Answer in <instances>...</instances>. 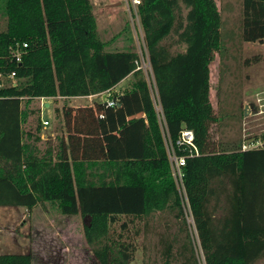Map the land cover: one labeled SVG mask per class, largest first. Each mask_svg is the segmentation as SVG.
Masks as SVG:
<instances>
[{"label":"trees","instance_id":"obj_1","mask_svg":"<svg viewBox=\"0 0 264 264\" xmlns=\"http://www.w3.org/2000/svg\"><path fill=\"white\" fill-rule=\"evenodd\" d=\"M242 3L240 38L262 41L264 0ZM137 14L153 84L139 64L129 22L103 37L92 0H0V73L15 72V82L0 86V205L33 209L49 202L62 214L81 213L101 264H129L136 251L132 240L111 239L114 223L158 211L179 221L178 231L161 238V264H201L187 216L204 264H254L264 257V144L242 149L240 142L211 141L219 117L210 98V64L224 48L218 4L141 0ZM119 37L124 43L114 45ZM173 43L186 49L174 51ZM128 77L113 106L96 100L78 106L76 117L64 106L67 131L54 145L41 149L40 132L25 130L34 98L99 94ZM184 129L193 131L196 149L177 143ZM168 144L186 157L190 214ZM0 264L35 263L31 253L3 252Z\"/></svg>","mask_w":264,"mask_h":264},{"label":"rangeland","instance_id":"obj_2","mask_svg":"<svg viewBox=\"0 0 264 264\" xmlns=\"http://www.w3.org/2000/svg\"><path fill=\"white\" fill-rule=\"evenodd\" d=\"M216 2L223 19L224 48L215 53L210 64V98L219 117L211 126V141L218 145L220 141H231L234 144L240 142L242 149L257 147L264 144V39L249 42L240 38L243 0ZM94 8L99 31L105 38L116 35L129 22L134 47L140 54L139 64L150 84H153L144 32L135 10L125 0H99ZM4 25L5 19H0V28ZM176 37L173 34L165 42L172 43ZM113 43L121 46L124 41L119 37ZM172 49L185 50L186 44L173 43ZM131 79L128 77L119 83L114 92L120 94L124 91ZM96 100L102 101V95L57 96L43 100L34 98L29 105L32 113L24 123V128L40 132L41 139L37 145L44 149L49 144L57 143L58 136L67 131L64 106L71 107L75 115L79 114L78 106ZM39 117L50 120L48 128L38 130ZM75 122L74 118L72 123ZM81 131V135H84L85 128L82 126ZM186 218L199 261L204 264L202 251L197 247L199 241L193 219L191 216ZM88 220L81 213L62 214L49 202L40 203L33 209L0 205V253H31L35 264H101L94 254V247L88 243L84 234ZM124 221L129 222V228H123ZM178 227L179 221L170 211H158L132 221L128 217H121L111 226L110 236L115 240L134 241L137 247L129 264H161V238L166 233L178 231ZM254 264H264V257Z\"/></svg>","mask_w":264,"mask_h":264},{"label":"built area","instance_id":"obj_3","mask_svg":"<svg viewBox=\"0 0 264 264\" xmlns=\"http://www.w3.org/2000/svg\"><path fill=\"white\" fill-rule=\"evenodd\" d=\"M125 1L130 6V8L132 7L135 10V15L138 17L137 8H138L139 4L141 3V0H125ZM23 45L27 46L28 44L26 42H24ZM17 58H19V57H17ZM6 79L9 80V84L12 82H15V72H12L11 74H9L7 76H4V74L0 73V80H1L0 86H3L6 84L5 83ZM96 95H102L103 100H105L107 102L108 106H113L116 104V100L113 97V95H115V92L112 89L108 90L106 92H103V93L89 95V96L91 97V96H96ZM37 98H40L41 100H43V99L47 98V96H41V97H37ZM52 98H54V97H52ZM41 124H42L43 128H48V126L50 125V120L46 119V118H44V119L41 118ZM177 143L180 146H191V147L194 146L195 147L193 131L190 129H184L182 131L181 136L178 139ZM195 149H196V147H195ZM168 153H169V157H170V161H171L173 175L175 176L178 189H179L180 194L184 200V208H185L186 212L188 214H190V212H191L190 204H189V200L187 197L185 185L183 182V177H184L183 166L186 164V157L184 155H177L173 145H171V144H168Z\"/></svg>","mask_w":264,"mask_h":264},{"label":"crops","instance_id":"obj_4","mask_svg":"<svg viewBox=\"0 0 264 264\" xmlns=\"http://www.w3.org/2000/svg\"><path fill=\"white\" fill-rule=\"evenodd\" d=\"M92 3H93V6H97L98 4H99V0H92ZM119 6V5H118ZM118 6H115V7H118ZM96 8V7H95ZM94 8V9H95ZM95 13V12H94ZM96 15V14H95ZM98 21V20H97ZM99 25V24H98ZM98 29H99V27H98ZM88 97H90V96H88ZM92 97V96H91ZM66 134V131L64 132V135ZM58 141V140H57Z\"/></svg>","mask_w":264,"mask_h":264},{"label":"water","instance_id":"obj_5","mask_svg":"<svg viewBox=\"0 0 264 264\" xmlns=\"http://www.w3.org/2000/svg\"><path fill=\"white\" fill-rule=\"evenodd\" d=\"M115 95H117V92H115ZM247 107V106H246Z\"/></svg>","mask_w":264,"mask_h":264}]
</instances>
